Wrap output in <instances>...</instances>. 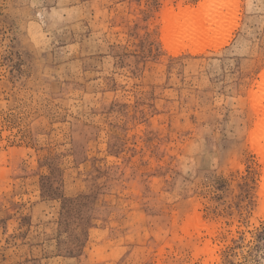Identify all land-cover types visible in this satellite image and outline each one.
<instances>
[{"label": "rangeland", "instance_id": "374dc122", "mask_svg": "<svg viewBox=\"0 0 264 264\" xmlns=\"http://www.w3.org/2000/svg\"><path fill=\"white\" fill-rule=\"evenodd\" d=\"M252 92L264 0H0V264H264Z\"/></svg>", "mask_w": 264, "mask_h": 264}, {"label": "bare ground", "instance_id": "6f19581e", "mask_svg": "<svg viewBox=\"0 0 264 264\" xmlns=\"http://www.w3.org/2000/svg\"><path fill=\"white\" fill-rule=\"evenodd\" d=\"M192 10H190L189 8H187L185 10L186 14H191ZM210 30V28L207 26L204 31L202 29V27L194 29L193 31L188 32L186 35L187 37H194L197 36L198 34H207L208 31ZM258 94L257 92H252L251 93V100H252V104L254 106V111L256 114V119H255V127H259L262 126L264 124V107L261 104V101L257 98ZM257 98V99H256Z\"/></svg>", "mask_w": 264, "mask_h": 264}]
</instances>
